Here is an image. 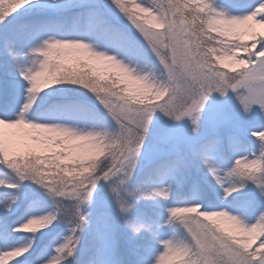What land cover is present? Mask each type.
I'll return each mask as SVG.
<instances>
[{
    "label": "snow or ice",
    "instance_id": "1",
    "mask_svg": "<svg viewBox=\"0 0 264 264\" xmlns=\"http://www.w3.org/2000/svg\"><path fill=\"white\" fill-rule=\"evenodd\" d=\"M0 264H264V0H0Z\"/></svg>",
    "mask_w": 264,
    "mask_h": 264
}]
</instances>
